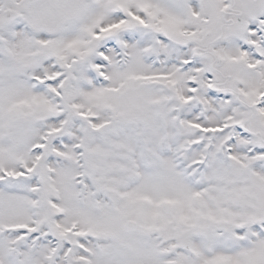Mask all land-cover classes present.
Listing matches in <instances>:
<instances>
[{
  "label": "snow or ice",
  "instance_id": "snow-or-ice-1",
  "mask_svg": "<svg viewBox=\"0 0 264 264\" xmlns=\"http://www.w3.org/2000/svg\"><path fill=\"white\" fill-rule=\"evenodd\" d=\"M0 264H264V0H0Z\"/></svg>",
  "mask_w": 264,
  "mask_h": 264
}]
</instances>
